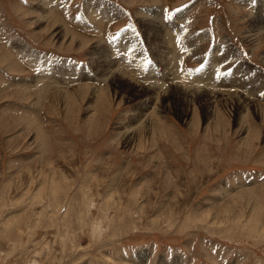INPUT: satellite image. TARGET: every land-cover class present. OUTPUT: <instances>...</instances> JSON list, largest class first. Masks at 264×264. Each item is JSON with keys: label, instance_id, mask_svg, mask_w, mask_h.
Returning a JSON list of instances; mask_svg holds the SVG:
<instances>
[{"label": "rangeland", "instance_id": "1", "mask_svg": "<svg viewBox=\"0 0 264 264\" xmlns=\"http://www.w3.org/2000/svg\"><path fill=\"white\" fill-rule=\"evenodd\" d=\"M263 11L0 0V264H264Z\"/></svg>", "mask_w": 264, "mask_h": 264}, {"label": "bare ground", "instance_id": "2", "mask_svg": "<svg viewBox=\"0 0 264 264\" xmlns=\"http://www.w3.org/2000/svg\"><path fill=\"white\" fill-rule=\"evenodd\" d=\"M259 8L261 9L262 11V4L259 5ZM259 9V10H260ZM264 12V11H263ZM252 26H254V30L253 31V34L256 36L258 35L260 32L264 31V16L262 14H258L257 13V16L255 15L252 23H251ZM253 28V27H252ZM261 34V33H260ZM253 36V35H252ZM60 72V71H59Z\"/></svg>", "mask_w": 264, "mask_h": 264}]
</instances>
